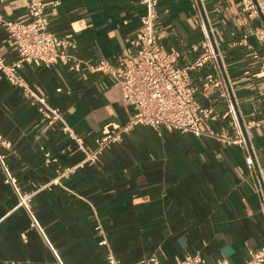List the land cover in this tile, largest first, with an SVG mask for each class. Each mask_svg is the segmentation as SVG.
Here are the masks:
<instances>
[{
    "label": "crops",
    "instance_id": "crops-1",
    "mask_svg": "<svg viewBox=\"0 0 264 264\" xmlns=\"http://www.w3.org/2000/svg\"><path fill=\"white\" fill-rule=\"evenodd\" d=\"M57 2V3H56ZM141 0H47L50 30L70 40L75 60L96 64L134 58L139 37ZM212 30L245 123L254 121L249 142L256 160L252 169L243 150L208 136L136 127L122 143L105 150L95 164L80 166L84 153L61 125L46 120L20 87L0 72V134L11 142L4 150L22 193L31 194L33 226L0 170V264H58L45 238L65 264H107L108 248L95 230L102 224L120 264H138L157 255V264H176L200 255L206 264L227 259L244 264L264 246V204L253 171L264 175V72L245 47L232 44L254 24L241 0H198ZM29 0H0V16L28 23ZM159 42L178 52V65L194 62L202 52L205 31L195 0H159ZM254 50L263 49L254 37ZM264 50V49H263ZM0 56L17 58L0 24ZM203 71L192 74L199 82ZM24 82L84 139L87 151L95 139L122 126L131 108L111 75L76 70L74 62L46 67L40 61L20 71ZM61 89V91H58ZM220 114L208 130L235 136L226 103L213 93L198 95ZM45 153L59 164L45 162ZM76 167L53 182L58 170Z\"/></svg>",
    "mask_w": 264,
    "mask_h": 264
},
{
    "label": "built area",
    "instance_id": "built-area-1",
    "mask_svg": "<svg viewBox=\"0 0 264 264\" xmlns=\"http://www.w3.org/2000/svg\"><path fill=\"white\" fill-rule=\"evenodd\" d=\"M46 1L29 0L28 7L32 19L28 23H17L0 16V24L8 32L10 44L17 51L16 60L10 64L0 56V72L5 75L10 84L23 90L24 95L31 100V104L36 106L38 113L46 120L47 127L61 125L63 132L77 143L79 150L84 153L80 166L97 163L105 150L122 143L127 134L136 127L142 126L150 127L157 132L167 130L188 133L197 137L208 136L229 145H238L252 169L255 170L256 160L248 137L255 122L245 123L243 121L239 102L228 79L223 52L212 30L205 24L202 7L198 0H195V8L202 20L205 37L201 42L200 55L194 62L185 66L178 65L179 53L165 50L157 37L156 22L159 0H141L140 2L143 14L140 17L139 37L136 40L134 58H120L116 63L101 60L96 64L75 60L70 53L73 43L70 40L56 37L50 30ZM241 8L254 26L232 45L247 48L250 56L259 62V69L264 72V54L255 51L249 43V38L254 37L264 49V0H241ZM34 61L42 62L46 67L74 62L78 71L85 68L92 72L115 77L124 102L131 108L128 119L119 128L103 137L96 138V148L92 152L87 151L84 139L68 126L63 112L59 108L52 107L45 97L35 93L24 82L20 71L25 65ZM201 71L204 72L202 79L196 82L192 74ZM213 93H217L226 103L232 125L235 127V136L206 128V123L218 121L220 114L214 107L204 106L198 95L208 98ZM11 147V142L0 134V170L5 176V182L12 186L18 197L17 207L24 208L31 217L33 226L41 230L31 209L32 195L21 192L17 178L10 171L4 150H10ZM45 162L47 165L60 163L59 159L50 153H45ZM75 170L76 167L58 170V176L53 182L70 176ZM253 172L257 182V191L264 204V175L259 169ZM95 230L101 237L99 244L108 248L107 264H120L109 246L103 226L99 221ZM45 239L58 264H65L49 240ZM158 262L157 255H151L143 258L138 264H157ZM176 264H206V260L200 255L187 256L178 260ZM218 264L231 263L227 259H220ZM244 264H264V246L255 250Z\"/></svg>",
    "mask_w": 264,
    "mask_h": 264
},
{
    "label": "rangeland",
    "instance_id": "rangeland-1",
    "mask_svg": "<svg viewBox=\"0 0 264 264\" xmlns=\"http://www.w3.org/2000/svg\"><path fill=\"white\" fill-rule=\"evenodd\" d=\"M259 53L264 54V50L263 49L259 50Z\"/></svg>",
    "mask_w": 264,
    "mask_h": 264
}]
</instances>
